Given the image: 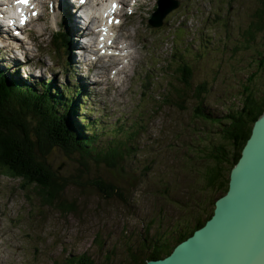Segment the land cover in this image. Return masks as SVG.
Segmentation results:
<instances>
[{
    "label": "rangeland",
    "instance_id": "rangeland-1",
    "mask_svg": "<svg viewBox=\"0 0 264 264\" xmlns=\"http://www.w3.org/2000/svg\"><path fill=\"white\" fill-rule=\"evenodd\" d=\"M151 1L144 0L133 16H123L119 39L125 42L123 37H127L126 44L133 50L128 52V60L114 57L95 64L99 69L108 67L98 71L103 78H97L96 72L84 76L86 66L79 64L78 54L71 57L61 51L62 62L57 64L50 47L38 51V43L52 45V36L64 30L60 22H46L50 18L48 7L41 2L44 24L34 27V22L26 30L19 41L24 47L16 44L20 49L15 54L0 55V70L6 75L29 77L32 85L50 81L73 86L74 81L80 85L84 82L85 96L76 98L78 106L84 103L75 116L78 124L84 127L98 119L100 147L107 142H127L132 148L124 152L123 169L60 148L52 151L50 166L66 183L60 198L74 206L72 213L61 212L58 203L47 205L34 189H23L19 181L0 171V221L5 229L4 234L0 225V238L4 234L0 264H61L67 256L82 253L95 264H121L129 248L146 238L164 237L183 217L193 214L181 209L202 198L204 185L194 159L211 127L194 117L196 102L190 95L185 98L184 110L163 102L175 83L173 72L169 73L171 60L177 56L189 59L192 86L204 85L206 89V111L223 114L230 106L237 108L243 101L247 77L264 61V28L253 40L245 35L256 22L257 13L264 27V0H175L177 13L170 12L160 28L148 26L142 12L144 8L151 11ZM162 2L164 7L170 4V0ZM177 26L181 30L175 32L173 45L170 35ZM69 59L75 80H68V71L62 67ZM110 64L117 65L116 88L112 80L107 85V80L93 83L114 72ZM251 91L256 99L264 94V63ZM103 126L109 135H103ZM121 126L127 130L125 135L119 130ZM126 134L132 135L130 139ZM94 179L116 187L124 200L116 196L106 199L90 186Z\"/></svg>",
    "mask_w": 264,
    "mask_h": 264
},
{
    "label": "trees",
    "instance_id": "trees-1",
    "mask_svg": "<svg viewBox=\"0 0 264 264\" xmlns=\"http://www.w3.org/2000/svg\"><path fill=\"white\" fill-rule=\"evenodd\" d=\"M262 20L260 13H257L256 22L245 33L248 40H253L255 33L264 28ZM64 33L65 30H61L53 35L51 44L57 36ZM173 36L176 37V33ZM66 45L67 42L62 49H51L56 59L60 55L58 51L67 50ZM173 59V67L169 73L173 72L175 83L171 94L166 95L163 102L167 105L174 103L176 108L184 110L185 98L190 95L196 102L194 117L211 127L194 159V168L198 167L197 173L201 185H204L202 198L194 201L193 206L181 209L183 213L193 214L183 217L164 237L146 238V241L138 243L133 249L129 248L121 264H145L150 260L165 258L177 244L207 222L213 214L215 201L228 190L230 171L240 157L253 123L264 111V94L256 99L251 91L259 70L263 68L264 59L261 60L263 62L259 69L247 77L243 86V101L237 108L230 106L223 114L206 111L203 99L206 89L204 85L192 86L193 72L189 59L177 56L172 57L171 62ZM176 83L180 87H176ZM76 87L78 90H73L71 85H55L50 81L32 85L19 75H6L0 70V171L19 181L23 189H34L47 205L58 203L57 206L63 213H72L75 209L60 198L66 183L50 166L49 157L54 149L78 153L84 159L91 157L96 163L101 162L108 167L120 166L122 169L124 152L132 149L127 146V142L125 145L121 142H107L104 147H100L102 139L96 135L98 120L86 125L87 127L78 124L75 116L78 107L81 111L84 103L78 106L76 98L82 96V89ZM123 129L124 126H121L119 130ZM101 132L109 135L105 126ZM125 133L127 130L123 131V135ZM211 135L214 136L213 140ZM127 136L130 139L132 135ZM90 186L96 188L106 199L116 196L124 200L116 187L101 179H94ZM148 230L150 231V227ZM61 264L95 263L86 253H82L67 256Z\"/></svg>",
    "mask_w": 264,
    "mask_h": 264
},
{
    "label": "water",
    "instance_id": "water-1",
    "mask_svg": "<svg viewBox=\"0 0 264 264\" xmlns=\"http://www.w3.org/2000/svg\"><path fill=\"white\" fill-rule=\"evenodd\" d=\"M159 12L151 23L161 19ZM214 205L202 227L165 258L145 264H264V111L230 171L227 192Z\"/></svg>",
    "mask_w": 264,
    "mask_h": 264
},
{
    "label": "bare ground",
    "instance_id": "bare-ground-1",
    "mask_svg": "<svg viewBox=\"0 0 264 264\" xmlns=\"http://www.w3.org/2000/svg\"><path fill=\"white\" fill-rule=\"evenodd\" d=\"M59 4L62 2V0H56ZM49 10V9H48ZM47 18V17H46ZM77 18L78 17H75V20L70 22V24H68V27L70 29H72V31L74 32V34L76 33L75 30L77 29L78 32H77V37H81V34H82V31L83 33H85V35L89 34V30H82L81 31V28L79 29L77 27ZM49 21V22H61L60 21V10L58 11L56 5L53 6V10L51 12V17L50 18H47L46 22ZM68 23H69V20H68ZM82 26V25H81ZM61 31V30H59ZM58 31V32H59ZM56 34V33H55ZM54 34V35H55ZM83 44H86L85 42H81ZM24 47V45L21 46V49ZM88 48L90 49L89 50V53L91 52V48L88 46ZM79 54H78V57L80 58V63L79 64H82V65H86L88 64L89 62L87 61L86 59V56H85V52H86V49L85 47L82 45V46H79ZM3 53V54H2ZM9 54H15V48L13 47V45H6L5 47H0V55L1 56H6L8 57ZM24 59H26L25 55L23 56ZM88 60L89 61H93L90 59L89 55L87 56ZM112 59V57H110ZM23 59V58H22ZM10 60V59H9ZM73 61H74V58H73ZM81 74V73H80ZM112 81H114V79H111ZM99 82H102L101 80H99ZM84 84V82H83Z\"/></svg>",
    "mask_w": 264,
    "mask_h": 264
},
{
    "label": "snow or ice",
    "instance_id": "snow-or-ice-1",
    "mask_svg": "<svg viewBox=\"0 0 264 264\" xmlns=\"http://www.w3.org/2000/svg\"><path fill=\"white\" fill-rule=\"evenodd\" d=\"M18 3L27 5L29 3V0H18ZM113 7H115V5Z\"/></svg>",
    "mask_w": 264,
    "mask_h": 264
}]
</instances>
